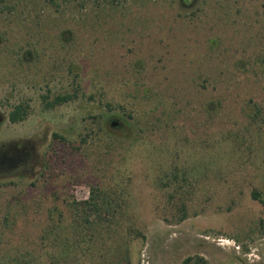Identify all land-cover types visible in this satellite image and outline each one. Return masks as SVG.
<instances>
[{"label":"rangeland","instance_id":"1","mask_svg":"<svg viewBox=\"0 0 264 264\" xmlns=\"http://www.w3.org/2000/svg\"><path fill=\"white\" fill-rule=\"evenodd\" d=\"M0 116V264H264V0H0Z\"/></svg>","mask_w":264,"mask_h":264},{"label":"flooded vegetation","instance_id":"2","mask_svg":"<svg viewBox=\"0 0 264 264\" xmlns=\"http://www.w3.org/2000/svg\"><path fill=\"white\" fill-rule=\"evenodd\" d=\"M66 97L67 96L57 97V98L53 99L52 101L47 102L46 105L51 106V103L53 105L54 101H56V103H58L62 100H65ZM22 108L23 109L20 108L22 116L19 120L15 121V122L22 121L24 119L25 108L24 107H22ZM1 119H2V116H0V120ZM9 120H10V118H9ZM10 122H12V121L10 120ZM12 123H14V122H12ZM54 136L57 138H61V136H59L58 134L54 135ZM18 145L19 146L15 147V148L12 147V148L8 149V147H5V149L0 150V172L8 173V172L14 171L17 168H20L22 166H26L32 157L34 158V156H37L36 152H34L32 150L33 144L29 138H25V139L21 140ZM10 156H18V158L15 159L14 166L8 164V159L10 158ZM25 159H28V160H25ZM23 164H25V165H23Z\"/></svg>","mask_w":264,"mask_h":264},{"label":"trees","instance_id":"3","mask_svg":"<svg viewBox=\"0 0 264 264\" xmlns=\"http://www.w3.org/2000/svg\"><path fill=\"white\" fill-rule=\"evenodd\" d=\"M22 116V113L20 111V108L16 107L12 112H10L9 114V118L12 122H15L17 120H19ZM123 127V125L121 123H117L115 127L113 128H116V129H121ZM252 198L254 199H257L262 205H264V193H260L258 191H253L252 194H251ZM95 199H96V193L95 191L92 189L91 190V195H90V198L89 200H87L85 203L90 205L89 207V210H93V211H97V212H100V210L102 211L104 209L105 211V204H97L95 202ZM91 201H93V203H91Z\"/></svg>","mask_w":264,"mask_h":264}]
</instances>
